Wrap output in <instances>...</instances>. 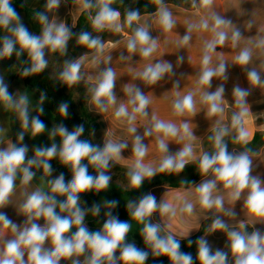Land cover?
Listing matches in <instances>:
<instances>
[{
    "label": "clouds",
    "instance_id": "9594fccd",
    "mask_svg": "<svg viewBox=\"0 0 264 264\" xmlns=\"http://www.w3.org/2000/svg\"><path fill=\"white\" fill-rule=\"evenodd\" d=\"M61 0H47L46 8L55 9ZM82 10L88 11L95 8L93 16L88 13L92 28L97 32L105 30L120 32L123 25L120 23L121 13L111 7L114 0H78ZM158 6L156 16L157 22L165 32L175 27L173 13L163 3V0H154ZM214 0H192V7L203 9L207 15L202 16L198 23H189L187 33L182 37L180 44L187 45L191 39V33L195 30L210 31L212 39L205 43L201 60V71L198 74L196 91L201 88L210 89L214 77L227 80V66L223 60L213 64L212 55L217 46H223L229 39L232 47H237L241 32L232 29L229 33L232 21L221 17L211 11ZM36 18L43 26L41 35L37 36L29 32L23 24L20 15L10 0H0V29L7 30L11 36L3 37V47L0 48V57H11L13 53L20 56L24 51L31 61V66L24 69L23 75L28 76L42 72L47 67L45 49L52 52L59 51L65 54L68 41L73 33L63 22L49 21L44 13H37ZM140 20L138 10L127 11L124 24L132 27L134 22ZM77 43L95 49L92 63L98 64V54L102 53L105 44L97 36L93 37L89 32L78 34ZM19 45V51L17 50ZM127 51L136 53L147 59L158 47L157 39L153 38L147 26L140 25L133 29V34L127 41ZM253 47L264 50V38L258 39L253 46H245L234 58V62L245 67L247 79L252 86H264V78L256 69H248L246 66L251 62ZM127 59L128 57H123ZM182 57H178L177 63H182ZM111 57H107L104 63H109ZM83 61L66 60L63 71L59 78L68 86L79 83L83 79L81 72ZM173 64L163 59L155 63H149L143 71L136 75L148 85H155L166 75H175ZM116 80L115 70L105 67L98 74L96 84L90 89L92 103L106 112L110 106L117 104L114 92ZM175 81L173 86L178 87ZM128 96L126 102H121L115 109V118L128 124V132L133 133L134 140L132 151L135 160L127 172L129 186L140 188L145 179H151L157 173L175 172L184 170L185 166L194 159L198 163L202 175L212 174L213 179L202 181L196 188L198 202L201 208L206 210L215 209L224 215L235 218L233 210L226 209L224 198L214 196L217 183L221 182L223 188L228 191L231 202L240 200L244 195V208L250 217L264 221V182L252 173V153L247 145L251 142L249 132L245 128L246 117L249 115L247 97L251 94L250 89L235 85L233 96L235 98V111L231 115L230 124L224 123L225 87L220 84L215 91L201 92L200 103L207 105L209 117L218 116L212 127V135L209 140L213 143L212 153L204 152L198 159L194 155L195 139L188 122H182L179 126L172 122H165L152 116L150 126H146L143 136L136 134L135 122L137 117H147V107L150 99L140 87L127 85L124 89ZM173 101V113L177 116L194 114L196 111L195 92L189 91ZM44 100L43 94L40 97ZM0 102L8 109L18 114L21 122V131L18 132V140L23 141L26 132L30 131L32 136L43 133L46 124L39 115L31 116L29 112V100L26 95L15 98L9 91L3 78H0ZM68 104L59 105L62 116L68 115ZM42 107L38 108L43 113ZM233 130L231 135L233 143L241 144L243 151L230 152L228 142L225 139ZM84 133V126L78 125L69 131L63 124L54 126L49 133L50 138L59 136L60 144L53 142L50 147H35L34 156L28 158V146L22 143H9L6 148H0V210L11 204V197L16 190V182L27 186L36 176L33 167L43 169V172L51 176L52 166L49 163L53 158H59L60 162L68 166L72 172L70 181H65L61 173L55 179L48 181V191L36 189L26 193L23 201L18 205L19 212L25 217L22 224L13 221L6 212L0 211V264H60L61 260H71V264H145L149 253L136 247L133 243H127L126 237L131 229L128 221H122L113 215L111 209L115 208L119 201H106L104 207L109 211L105 213L106 219L100 230L91 231L85 224V218L90 212L93 216L100 214L101 205L94 204L85 209L81 206L80 194L95 190L99 192L107 189L111 176L107 170L111 168L113 161L121 159L122 151L128 147L126 142L107 140L103 146L93 144L87 139L80 137ZM156 135V143L159 151L164 153L158 165L145 164L144 157L147 155V146L143 143L144 137ZM175 138L177 142L187 141L183 147L176 152L169 151L168 140ZM87 160L88 163H83ZM89 165L96 169L97 174L89 173ZM57 196L65 199L59 200ZM132 219L143 225L141 235L145 244L152 249L154 256H167L172 264H195L191 253L181 251L180 241L173 235H161V225L152 223L149 217L153 212L159 210L162 214L176 215L172 205L158 203L152 193L142 195L138 200H131L126 205ZM57 209L59 211H57ZM182 212L191 214L192 203H185ZM44 220L43 224L38 221ZM75 228V231L72 229ZM11 232L7 236L6 232ZM211 230L226 232L229 251L233 258V264H264V232L257 229L249 233L246 224L241 222L236 228L229 225L220 217H216L211 225ZM193 241L189 240V244ZM195 243L198 245V259L200 264H229V253L222 249L213 251L208 241L203 237ZM46 244L48 246H46ZM119 251V256L116 252ZM83 256L81 261L79 258Z\"/></svg>",
    "mask_w": 264,
    "mask_h": 264
},
{
    "label": "crops",
    "instance_id": "0c3cea01",
    "mask_svg": "<svg viewBox=\"0 0 264 264\" xmlns=\"http://www.w3.org/2000/svg\"><path fill=\"white\" fill-rule=\"evenodd\" d=\"M192 3V0H190ZM199 0H197V4ZM167 8L173 13L175 20V27L165 32L157 22L156 11L151 13H145L140 15V20L136 22L137 26H147L150 34L153 38L157 39L158 47L156 51L149 58H143L139 51L136 53H129L127 51V41L132 36L131 33L126 32L123 27L120 32L112 31L113 34L119 33L121 36L114 39L113 36H109L103 43L105 44L104 51L98 54V64H93V56L96 54V50L79 55L73 60H82L81 72L83 79L79 83H88L95 86L98 74L105 67H111L115 70L116 80L114 92L117 97V104L110 106L106 112H101L95 104L92 103V97L88 100V107L90 111L101 116L104 123V131L100 135V143L103 145L105 141L112 140L117 142H126L128 147L121 153V159L119 161H113L112 164L129 169L135 160L134 153L132 151L134 135L128 132V124L121 122L115 118V109L121 102H126L128 99L124 89L127 85H136L141 88L143 93L149 97L150 103L147 107V117H137L135 126L137 133L143 136L146 126H150L152 116H156L157 119L165 122H172L179 126L182 122H188L189 126L194 134L195 139L192 141L194 145V155L198 157L204 153L203 141L212 132V127L218 116L209 117L207 115V105L200 103L201 92L215 91L216 87L223 84L225 87L224 102V123L230 124L228 119V110L233 112L239 109L235 107V98L232 94L233 87L239 85L240 87L250 89L251 94L247 97V106L249 108V115L246 117L247 123L245 124L246 130L249 132L251 141L253 140L256 132H264V86H252L247 79V72L245 67H242L234 62V58L239 54L242 48L245 46H253L255 42L264 38V0H214L211 11L220 15L221 17L230 19L232 24L228 29L229 33L232 29H239L242 36L237 47H232V42L229 39L223 46H217L215 52L212 55L213 64L223 60L227 66L228 76L227 80L214 77L212 80V87L210 89L201 88L200 91H196L198 74L201 71V60L203 56V49L205 43L212 39V33L210 31L193 30L191 33V39L187 45H181L180 41L182 37L187 33V27L189 23H198L202 16H206L207 13L200 9L199 12L195 8H186L174 3H164ZM81 4L78 0H61L59 6L55 9L49 10V21L55 20L57 23L63 22L68 28H76L78 19L82 12ZM21 17L23 24L28 28L29 32L34 35H41L34 33L23 13H18ZM120 23L121 17H120ZM4 30V29H3ZM5 31V30H4ZM11 36V35H8ZM111 57L109 63H104L107 57ZM123 57H128L123 59ZM178 57H182V63H177ZM45 58L47 60V68L49 73L59 78L60 72L63 71L64 63L69 60L67 54H61L59 51L52 52L49 49H45ZM163 59L173 64L175 75H166L164 79L159 81L155 85H148L143 80L137 77V73L143 71L145 66L149 63H155L157 60ZM248 69H256L261 77L264 78V50L253 47V55L251 62L246 66ZM52 69L55 74H52ZM5 75V74H4ZM0 78H3L0 76ZM5 84L6 80L3 78ZM178 81V87H174L173 84ZM63 82V81H62ZM73 86V85H72ZM72 86H68L69 89ZM75 89V87H73ZM9 91V90H8ZM189 91L195 92L196 111L194 114H186L184 116H177L173 113V101L177 98L176 93L182 97ZM14 111L4 106L3 102H0V148H6L9 143L14 142V132L12 128V119ZM156 135L144 137L143 143L147 146V155L144 157L145 164L158 165L164 153H161L157 147ZM232 133L229 135L231 136ZM187 141L177 142L175 138L168 140L169 151L176 152L183 147V144ZM230 152L243 151L239 147L233 145L228 149ZM252 175L257 176L264 182V145L256 152H252ZM197 164L194 159L188 165ZM188 173L178 175V177H184ZM211 173L200 178L190 188L185 189L182 187H169L174 190V195L183 197L186 203L193 204V211L191 214L182 212L181 209L175 210L176 215L162 214L158 211L156 218L160 221L158 223L171 224L177 231H166L165 234H171L175 238L183 239L194 235L200 228V226L208 221L209 226L206 233L202 236L209 240V245L213 251L216 249H227L228 239L226 232L219 230H211L213 220L218 216L222 218L229 228H236L241 222L246 224V230L251 233L254 230H261L264 232V221L257 220L250 217L247 214V210L244 208V195L240 200L231 202L228 196V191L223 188L221 182L217 183V189L213 193L214 196H222L224 198V206L226 209L233 210L237 215L235 218L224 215L223 212H217L215 209L206 210L201 208L198 202V193L196 192L197 186L204 180L213 179ZM16 190L11 197V204L0 211L7 213L9 218L15 221L17 224H22L25 217L19 212L18 205L25 198L26 193H31L36 189L48 191L49 185L44 175L36 172V176L27 186L20 185L19 179L16 182ZM156 188H165L164 184L153 186L151 190ZM189 191L190 193H187ZM184 206V205H183ZM196 217L197 222L200 217V223L196 227V231L188 236L183 235L185 231H182L175 223L187 221V217ZM183 218V221H181ZM185 219V220H184ZM40 224L44 223L43 219L38 221ZM193 223V221H190ZM197 226V225H196ZM7 236H11L10 230L6 232ZM46 246H48L46 244ZM83 261L84 257L79 258ZM60 264H71V260H61ZM229 264H233V258L230 255Z\"/></svg>",
    "mask_w": 264,
    "mask_h": 264
},
{
    "label": "trees",
    "instance_id": "16d2710c",
    "mask_svg": "<svg viewBox=\"0 0 264 264\" xmlns=\"http://www.w3.org/2000/svg\"><path fill=\"white\" fill-rule=\"evenodd\" d=\"M11 6L15 8L17 13H23L25 19L30 25L31 30L36 34L42 33L43 26L40 24L39 20L36 18L37 13H44L48 17L49 10L46 8L47 0H10ZM95 3V0H93ZM163 3H174L177 5L184 6L186 8H192V3L190 0H163ZM111 7L115 10H118L121 13V22L123 29L126 32L133 34V29L138 27L136 22L133 23L132 27H128L124 24L125 14L127 11L138 10L140 15L145 13H151L157 10L158 6L155 4L154 0H114V3ZM94 16L96 9L92 8L88 11H83L78 19V24L76 28H69L73 33L72 38L68 41L65 54L69 56V60L77 58L79 55L91 52L95 49H90L85 45H80L77 43L78 34L81 32H89L93 37H99L102 42H104L109 36H113L114 39L119 38L121 35L119 33L113 34L112 31L105 30L102 32H97L92 28L91 20L89 19L88 13ZM3 37L4 30L0 29V48L3 47ZM17 50L19 51V45H17ZM14 66L19 69L17 75L12 78V81L18 80L23 85V90L31 93L35 98V104L38 107H42L44 111L48 113L40 114V119L46 124V129L43 133L37 134L33 138V147H47L48 141L55 142L60 144L61 138L56 136L54 139L50 138L49 133L54 126L63 124L68 128L69 131L74 130L78 125L84 126V133L80 137L81 139H87L90 141L92 135H101L104 131V123L100 115L90 111L88 107V100L92 97L90 91L94 86L88 83H77L69 89L67 84L60 81L58 78L52 76L48 68L46 67L42 72L31 74L28 76L23 75L24 69L31 66L30 58L27 54V51H24L20 56H17L15 52L11 57H8ZM75 87V89L73 88ZM43 94L44 100L41 103L40 97ZM62 103L68 104V115L62 116L59 112V105ZM233 111L228 110V119L230 121ZM12 128L14 132V142L19 143L18 140V130L17 124L14 119H12ZM212 135V132L204 139L203 141V150L204 152L212 153L214 151L213 143L209 140V136ZM232 135H235L233 130ZM228 142V148L235 145L241 150H244L245 146L241 144L233 143L231 136L225 138ZM91 142V141H90ZM92 143V142H91ZM264 145V132H256L253 140L247 145L252 152H256ZM103 145L101 144V147ZM28 158H32L34 154L28 151ZM52 166L51 176L46 175L43 172V169H37L33 167L32 171H36L45 176L47 182L50 179H55L61 173L64 174L65 179L71 180L72 172L68 166L63 165L59 158H53L49 161ZM84 163V161H83ZM88 161L85 163L87 164ZM118 167V166H117ZM88 171L92 175H96V169L89 165ZM188 173L184 177H178V175ZM205 175H202L199 171L198 163L185 166L184 170L179 173H157L151 179H148V187L156 186L161 184H168L170 187H182L185 189L190 188L194 185L200 178ZM109 183L107 189L96 192L95 190H90L85 193L80 194L81 206L85 209L91 208L94 204L101 205L100 214L93 216L90 212L85 218V224L91 231L100 230L103 227V223L106 219L105 213L109 211L108 208L104 207L106 201L117 200L119 204L111 209L112 214L119 217L122 221L134 220L129 214V210L126 205L120 198L117 188ZM57 199L61 200V196H57ZM57 211H59L57 209ZM209 222H204L199 230L192 236L178 239L181 244V251L191 253L195 264H200L198 259V245L195 243L199 238H201L207 231ZM75 231V228L72 229ZM132 231L130 229L126 237L127 243H133L136 247L141 248L149 253L148 258L145 261V264H172L170 259L167 256H154L152 254V249L148 247L144 238L139 239L138 237L132 236ZM189 240L193 243L189 244ZM231 255L229 248L224 250ZM116 256H119V251L116 252ZM120 264H123L121 261Z\"/></svg>",
    "mask_w": 264,
    "mask_h": 264
},
{
    "label": "rangeland",
    "instance_id": "374dc122",
    "mask_svg": "<svg viewBox=\"0 0 264 264\" xmlns=\"http://www.w3.org/2000/svg\"><path fill=\"white\" fill-rule=\"evenodd\" d=\"M8 35H11V33L8 32L7 30H5L4 31V37L8 36ZM18 70L19 69H17L14 66V64L12 63V61L8 57H0V76H2L6 80V84L8 86L9 92L15 98H19L21 95H26L28 97V100H29L30 117L40 115L41 113L38 112L39 107L35 104L34 96L31 93L23 90V85L20 82H18V80L12 81V78L17 75ZM51 73L55 74V71H53V69H52ZM45 112L48 113L47 111H43L42 114L47 115ZM13 118L17 124V130H18V132H20L22 130L21 129V122H20V119L18 117V114L15 111L13 113ZM34 137L35 136H32L31 132L28 131L25 133L23 141H19V143L27 145L29 151L32 152L33 154H34V147H33L32 143H33ZM90 141L93 144H97V145L101 146L100 135H92L90 138ZM51 144H52V141L51 140L48 141L47 147H50ZM86 162H87V160H84V163H86ZM128 170L129 169L117 167L116 165H114L112 163H111V168L107 170V174L111 176L110 184L117 188V191L119 192L120 198L124 204H127L131 200H138L142 195H144L146 193L154 194L157 198L158 203H168V204L172 205L175 210L182 209L183 205H185V203L187 202L183 199V197H178V196L174 195V193H173L174 190L170 189L169 188L170 186L168 184H164L165 185L164 189L156 188V189L151 190L153 186L148 187V182H146L148 179H145L140 188H138V189L131 188L129 186V179L127 176ZM34 172H36V171H34ZM65 181L67 182L70 180L65 179ZM186 192L190 193L189 191H186ZM63 199H65V197L61 196V200H63ZM158 211L159 210L153 212L151 217H149V220L152 223H158V221H160L156 218L157 217L156 214H158ZM191 220L193 221V223L190 222ZM181 221H183V218H181ZM200 221H201L200 217L198 218V222H197L196 217L188 216L187 221L185 220L184 222H179V224L175 223L173 225H177L182 231H185L183 235L188 236V235L193 234L196 231L195 229H196V227H198V225H199L198 223H200ZM130 224H131V231L133 234L132 239H134V237H138L139 239H142L143 236L141 235V228L143 227V225L139 224L135 220L130 221ZM161 228H162L161 235H166L165 234L166 231H171V232L177 231L174 226H172L171 224H167V223H163L161 225ZM205 239L209 243L208 238L205 237Z\"/></svg>",
    "mask_w": 264,
    "mask_h": 264
}]
</instances>
